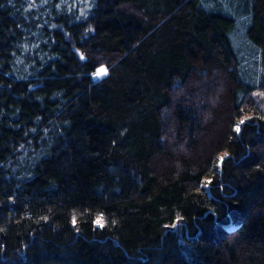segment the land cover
Returning <instances> with one entry per match:
<instances>
[{
    "label": "trees",
    "instance_id": "trees-1",
    "mask_svg": "<svg viewBox=\"0 0 264 264\" xmlns=\"http://www.w3.org/2000/svg\"><path fill=\"white\" fill-rule=\"evenodd\" d=\"M0 264H264V0H0Z\"/></svg>",
    "mask_w": 264,
    "mask_h": 264
},
{
    "label": "snow or ice",
    "instance_id": "snow-or-ice-1",
    "mask_svg": "<svg viewBox=\"0 0 264 264\" xmlns=\"http://www.w3.org/2000/svg\"><path fill=\"white\" fill-rule=\"evenodd\" d=\"M106 71H107L106 69H101V70L97 73V75H103V74L106 73ZM242 122H243V121H242ZM236 131L239 132V131H240V128L237 127V128H236ZM220 159H221V161H223V157H221ZM73 223L75 224V219H73ZM96 223H97L99 226L103 227V218H102V217L98 218L97 221H96Z\"/></svg>",
    "mask_w": 264,
    "mask_h": 264
},
{
    "label": "water",
    "instance_id": "water-1",
    "mask_svg": "<svg viewBox=\"0 0 264 264\" xmlns=\"http://www.w3.org/2000/svg\"><path fill=\"white\" fill-rule=\"evenodd\" d=\"M93 76H94V79H97L98 77L97 73H95Z\"/></svg>",
    "mask_w": 264,
    "mask_h": 264
},
{
    "label": "rangeland",
    "instance_id": "rangeland-1",
    "mask_svg": "<svg viewBox=\"0 0 264 264\" xmlns=\"http://www.w3.org/2000/svg\"><path fill=\"white\" fill-rule=\"evenodd\" d=\"M252 67L255 68V67H256V64L254 63ZM100 70H101V69H100Z\"/></svg>",
    "mask_w": 264,
    "mask_h": 264
}]
</instances>
